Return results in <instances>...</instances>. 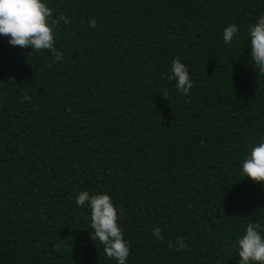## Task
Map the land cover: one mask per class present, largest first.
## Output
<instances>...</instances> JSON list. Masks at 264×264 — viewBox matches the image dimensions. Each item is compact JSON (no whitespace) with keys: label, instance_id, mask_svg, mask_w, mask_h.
<instances>
[{"label":"trees","instance_id":"obj_1","mask_svg":"<svg viewBox=\"0 0 264 264\" xmlns=\"http://www.w3.org/2000/svg\"><path fill=\"white\" fill-rule=\"evenodd\" d=\"M48 4L72 20L57 32L62 61L0 36V264H115L75 205L84 190L119 205L129 264H237L234 241L264 224V184L239 172L264 136L247 37L264 0ZM174 57L190 95L168 79Z\"/></svg>","mask_w":264,"mask_h":264},{"label":"clouds","instance_id":"obj_2","mask_svg":"<svg viewBox=\"0 0 264 264\" xmlns=\"http://www.w3.org/2000/svg\"><path fill=\"white\" fill-rule=\"evenodd\" d=\"M72 23L67 14H60L53 19V10L48 0H0V36L8 37L10 46H19L32 51L47 50L55 56V61L63 60V55L56 48L58 29ZM97 21L90 20L89 27L95 28ZM240 27L230 23L223 29V42L233 43L239 35ZM248 47L252 69L264 75V12L248 28ZM31 51V52H32ZM169 81L175 82L178 92L191 94L194 82L188 66L180 57H174L168 73ZM239 172L243 178L264 184V136L256 140L246 150ZM75 205L89 212L90 239L102 245L103 253L115 264H129L131 244L126 239L121 224L123 212L114 203L113 197L106 192L90 193L87 190L76 194ZM152 235L162 240L161 229L156 228ZM168 247L180 251L187 247L182 237L169 240ZM238 260L237 264H264V224L248 223L243 234L233 244Z\"/></svg>","mask_w":264,"mask_h":264}]
</instances>
